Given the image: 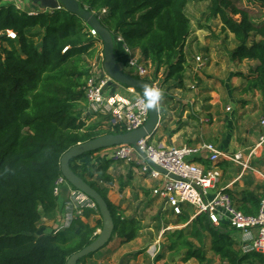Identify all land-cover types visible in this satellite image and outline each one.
Wrapping results in <instances>:
<instances>
[{
	"label": "trees",
	"instance_id": "trees-1",
	"mask_svg": "<svg viewBox=\"0 0 264 264\" xmlns=\"http://www.w3.org/2000/svg\"><path fill=\"white\" fill-rule=\"evenodd\" d=\"M77 1L93 12L113 37L124 39L131 56L138 52L141 62L154 69V76L162 70L161 85L171 82L172 88L185 89V46L191 33L185 10L189 0ZM198 1L209 2L208 17L218 19L222 30L233 36L236 47L230 53L231 61L256 62L250 74L236 73L244 81L238 89L241 96L254 92L264 96V24L255 26L254 14L248 13L254 12V6L248 0L240 1L243 8L232 0ZM251 1L264 12V0ZM34 29L42 31L37 44L29 33ZM7 32H13L16 39ZM99 43L77 15L63 9L29 16L12 3L0 5V264H66L101 229L100 218L95 226L77 218L68 229L55 234L38 235L37 228L43 216H51L57 209L53 187L61 175V156L77 144L120 133L105 129L101 118L94 119L98 114H87L83 88L92 76L91 61L99 54ZM163 112L159 104V114ZM97 152L74 158L69 166L106 202L114 225L109 242L116 236L120 244H126L138 237L142 221L125 218L100 185L118 183L120 190L129 185L109 173L119 163L105 160L96 168L79 163ZM203 164L209 169V163ZM224 192L235 200L238 210L256 215L264 186L245 189L237 198L228 190ZM91 215L100 217L97 208L83 209L84 218ZM185 215L178 216L177 225L189 221ZM188 226L187 233L182 230L167 236L168 251H183L185 261L205 264L209 250L225 264H264L263 254L238 248L229 227H213L203 214ZM92 255L77 264H85Z\"/></svg>",
	"mask_w": 264,
	"mask_h": 264
},
{
	"label": "crops",
	"instance_id": "crops-1",
	"mask_svg": "<svg viewBox=\"0 0 264 264\" xmlns=\"http://www.w3.org/2000/svg\"><path fill=\"white\" fill-rule=\"evenodd\" d=\"M7 1L9 3H13V0H7ZM7 1L6 2L0 1L1 2L0 5H4V3H8ZM248 2L249 4L252 5L251 0H249ZM21 5L25 8L26 11H33V10H37L38 8L30 3L29 5H27V7H25L24 4ZM35 30L38 34L42 33V31L40 30L37 31V29L31 30L29 31V33L32 34V32H35ZM227 34L233 37L230 33L227 32ZM39 40H40V36H39ZM37 41L38 39L35 40V42ZM116 54H117L118 67L122 69L120 62L123 63L126 57H128V55L122 52L121 49H117ZM135 56L140 58V54L138 52L135 53ZM245 63L250 65L252 69L255 68L256 66V62L253 61H244L242 63L243 66L245 65ZM203 67L204 64L202 62L201 66L198 68H203ZM162 72L163 71L161 70L159 75H161ZM236 73L246 74L244 71H237ZM203 75L206 77L212 76L210 72ZM239 80H241L242 82H240ZM212 81L213 79H210L209 81H204V84L208 85ZM158 82L160 83V81H157V83ZM230 82L231 84H233L232 87L233 89L237 87L236 90H238L244 84V81L240 77L236 76V74L235 75L232 74V79H230ZM117 87H121V86H117ZM166 87L167 89L169 88L167 93L170 94V96L172 95L173 97L177 98L175 101V103H177V107L172 106L173 111L171 110V112L169 113L167 112V119L169 120V118L172 117L175 120L173 114L174 113L178 114L177 110L180 111V108L182 107H183V111L185 109L186 110L183 112L181 109V111L183 112L182 113L183 115L182 114L180 115L182 116V120H181L182 126H180L181 124L179 122L177 127L173 125L174 120L173 121L169 120L170 122L167 121L168 123L166 124V122L163 121L161 118L162 114H160V122L158 127L159 129H157L156 133L158 132V130H160V128L161 130L159 131L160 135L157 137L158 138V141H156L157 144L163 146H174V147H181L184 145L190 147H198L204 143H212L219 150L229 155H234L236 153L241 152L244 159H246L245 157L248 155L250 150L255 148V154L250 158L249 161V168L251 169L243 170L239 165L230 161H221L217 163V165L220 164L222 165V168H219V166H217L218 169L220 170L221 176L212 193L228 190L232 193L233 197L237 198L238 194L245 189L256 190L259 187L262 188L264 186V144L259 147L257 146L261 135L260 136L256 135L255 132H253L252 126L258 125L260 119L264 117L263 115L264 96L260 95L258 92H254L253 94L250 95H243L242 97L240 96L238 99L239 102L242 104V106L239 108L238 121L237 123H235V125H232L230 123L227 125V123H225L226 119L224 120V117L222 118L221 116L222 115L221 111L219 110V114H218L217 110L215 109L213 110V108H217L219 104V96L215 94V92L202 90L203 93H201L197 97V99L195 98V96L191 97L190 95L184 96L183 99L178 95V93L181 92V90L172 88L171 82L165 84L164 86L161 85V92H164L163 90ZM198 91L199 90H197V93ZM204 93H209V95L212 96L210 101L203 100L204 102H202L200 100L202 96L204 97L206 96L204 95ZM121 95L129 99L134 97L133 94H131L129 90H127L125 87L121 88ZM191 95H195V94H191ZM216 96H218V98ZM190 98H192V100H190ZM197 101L200 105L199 108H196L194 106ZM188 104H189V108H186L185 105L188 106ZM190 107L193 109L192 112L189 113L187 112V109H190ZM227 107L228 106H226V108ZM226 108H225V112H231V109L229 111H226ZM89 113L93 114L92 112ZM201 113L208 115L210 119L201 120L202 122L207 123L208 126L207 128L200 127L199 128L200 133L199 135L197 134L198 135L197 136L196 129L194 126V121H195L194 119H199ZM168 114L170 117H168ZM245 114H248L249 120H247V118L244 116ZM98 115L103 116L105 118L104 115H100V114ZM96 117L97 116H94V119ZM229 125L233 129V133H230L232 134V137L228 136L229 133H227L226 130L224 132L222 131L223 127L226 129V127L228 128ZM98 154L99 153H95L93 156L89 157L88 159L79 161V163L85 162L89 164L91 167L96 168L99 164L103 162L104 159L103 157L101 158L97 157ZM195 161L197 164L205 167L203 162L209 163L206 152L202 151L200 155L195 157ZM127 167L129 169L124 168V166L115 165L114 168L109 169V173L112 174L115 178L121 177L123 182L125 181L129 182V185L123 190H120L118 183L109 186L100 184L102 187H105L107 189V198L110 201V203L115 207L123 210V215L125 218H129L133 216L141 220V218H139L137 215H134L132 213V209L137 206L139 208L138 213L140 214L144 209L147 208V206H149L150 201H155L161 205L160 208L161 215H163L166 212H169L171 215H173L169 210L165 212L162 211L163 208L162 201L152 194V188L157 184V181H153L151 179H148L140 175L137 169L131 167L130 165H127ZM119 168H122V170H120ZM128 173H131L130 178L127 177ZM135 173L139 174V178L136 179ZM115 174L117 176H115ZM233 201L236 204L234 199ZM89 204L90 201L84 195L80 194V192L74 191L73 189H70L67 186L63 187L61 194L57 199L56 211L51 216L48 217L43 216L42 219L38 222L37 224L38 235L55 234L59 231H62V230H57V227L61 223V216L64 213V211L66 214L69 215L71 214L74 216L70 226L77 218L82 220L84 223H88L90 226H95L97 220L100 218L98 215H91L87 218H84L82 215L77 216V212H76L77 206L81 208V212L83 211V209L86 208L95 210V208H90ZM183 214H186V212L184 211ZM173 216L176 217L175 215ZM185 216L189 218V221L186 224H181V226L186 225L187 227H189L188 225L192 220L191 215L189 216L186 214ZM175 225H177V221ZM98 231L99 230H97L96 233H98ZM232 238L235 240L238 248L241 249L238 243L239 233L232 232ZM148 242L143 243V241H141V238L138 236L135 240L129 243L120 244V238L115 236L112 239V241L109 242L105 247H103L102 249L94 253L91 257H89L86 260L85 264H143L144 257L147 258V262H149V264H154L155 257L162 255H159L161 253H157V249H155L154 245L158 244L157 242H155L153 246L150 247V249L147 248ZM145 248H147L148 250L146 251ZM167 254L169 255V253ZM167 254L162 257L161 262H157V263L164 264ZM211 256H213L212 259L216 261L218 264H225L224 262H221L213 254H211ZM207 257L209 258V256ZM193 262L194 260H188V261L184 260L183 262H180V264H193Z\"/></svg>",
	"mask_w": 264,
	"mask_h": 264
},
{
	"label": "built area",
	"instance_id": "built-area-1",
	"mask_svg": "<svg viewBox=\"0 0 264 264\" xmlns=\"http://www.w3.org/2000/svg\"><path fill=\"white\" fill-rule=\"evenodd\" d=\"M23 1L13 0L12 4L27 12L29 16H36L38 12H43L39 8L26 11L21 5ZM29 1L32 4V0ZM89 31L92 37L98 39L94 30L89 29ZM7 36L13 40L16 39L13 32H7ZM115 45L116 49H121L122 52L128 55V60L123 65L132 70L137 78L145 79L150 76V66L141 62L140 58L135 55L131 56L121 36L117 35L115 37ZM194 59L197 67H200L203 62L202 58L196 56ZM102 62L103 55L101 52L95 58L94 63L91 64L92 76L83 88L88 105L87 113L102 114L106 118L111 115L107 125V129L111 131L119 130L120 133H124L143 127L149 113L145 98L130 88L126 89L133 94L134 97L131 99L117 93L107 92L110 88L107 87L110 79L102 70ZM190 88L193 89L194 86H190ZM159 90L161 91V88ZM229 110L230 108L227 107L226 111ZM259 124L264 130V117L260 119ZM152 137L139 140L136 143L137 150L130 144H123L105 149L104 152H110V160L113 162L130 165L136 168L140 175L157 181V184L152 188V194L162 201V211L169 210L173 215L179 216L183 214L182 206L187 204L194 210L191 215L192 219L203 214L213 227L218 228L225 225L239 233L238 243L244 253L257 252L264 255V196L260 201L257 214L245 215L237 209L228 193L224 191L210 192L214 191L221 176L217 167L218 162L230 161L239 165L243 170L251 169L249 168V161L255 154V148L251 149L245 157L246 159H244L241 152L229 155L219 150L212 143H204L198 147L186 145L181 147L163 146L160 144L154 145L151 140ZM263 144L264 134L260 136L257 146ZM202 151L206 152L207 159L211 164L209 169L197 164L195 161V157L200 155ZM135 155L140 160H137L134 157ZM146 160L162 169L165 174L154 169ZM170 175L174 178H171ZM65 186L72 189L65 178L60 175L54 182L53 195L59 197L62 188ZM89 207L96 208L92 201H90ZM76 212L77 216L82 215L81 208L78 206ZM73 218V215L66 214L64 211L57 230L69 228Z\"/></svg>",
	"mask_w": 264,
	"mask_h": 264
},
{
	"label": "rangeland",
	"instance_id": "rangeland-1",
	"mask_svg": "<svg viewBox=\"0 0 264 264\" xmlns=\"http://www.w3.org/2000/svg\"><path fill=\"white\" fill-rule=\"evenodd\" d=\"M0 1L6 2L7 0H0ZM232 1L237 7L243 8L242 3L240 2L243 0H239V1L232 0ZM8 3H4V4H8ZM29 3H30L29 0H24L22 4H24V6L27 7ZM252 5L254 6L253 7L254 12H250L251 10H249L248 13L249 15L250 13L254 14V17H252V19H254L255 26H259V25L261 26L264 24V12L261 9L260 5H257L253 2H252ZM209 6H210L209 2H201L198 0H189L186 6L185 12H186L187 17L190 20L191 33H190L189 38L186 41V46H185V56H186V61H187L185 89L179 92L178 95L182 98L186 95H190L191 97L195 96V98L197 99V97L201 93H203L202 90H208L209 92L210 91L215 92V94L219 96V104L217 108H213V110L214 109L217 110L218 114H219V110L221 111L222 115L221 114L220 115L222 116V118L224 117V120L226 119L225 123H227V125L229 123L232 125H235V123H237L238 118H239V115H238L239 108L242 106V104L239 102V99H238L241 96V94L238 92V90H236L237 87L234 89L232 88L233 84H231L230 79H232V74L235 75L237 71H244L246 74H250L252 68L250 65L246 63L243 66V64L240 62L231 61L230 53L233 51V48L236 46V43L233 37L229 36L227 32H224L222 30L221 23L218 19H213V18L208 17ZM39 36L40 35L36 32V30L35 32H32V34H30L31 39L35 44L39 43ZM36 39H38L37 42H35ZM98 52L99 53L102 52L101 43H99L98 45ZM196 56H200L202 58L203 64H204L203 68L197 67V63L195 62V59H194ZM127 60H128V57H126L123 63L120 62L122 66L121 70L127 74H130L136 77L132 70H130L125 65H123L127 62ZM94 61L95 59L91 61V64H93ZM149 69H150L149 70L150 76L147 77L146 79H148L153 84H156L157 81L161 82L162 80L161 75L154 76V69H152L151 67ZM208 72H210L212 76L206 77L203 75ZM210 79H213V81L210 82L208 85L204 84V81H209ZM239 81L242 82L241 80ZM190 86H194V88L192 89L190 88ZM167 87L164 88L163 90L164 92H162V98L160 100V104L164 108V112L161 113L162 114L161 118L163 121L166 122V124L174 120L172 117L169 116V114H168V117H170L169 118L170 121L167 119V112L169 113L171 112V110L173 111L172 106L177 107V103H175L177 98L173 97L172 95L170 96V94L167 93L169 90V88L167 89ZM121 88L122 86L116 87V88H109L107 92L117 93L121 95ZM197 90H199L198 93H197ZM191 94H195V95H191ZM204 95L206 96L205 97L202 96L200 100L202 102H204L203 100L210 101L212 96H210L209 93H204ZM218 96L216 97L218 98ZM190 100H192V98H190ZM185 106L186 108H189V104L188 106L187 105ZM194 106L196 108H199L200 105L198 101L195 103ZM226 106H228L231 109V112H225ZM181 109L183 111V107H182L180 108V111L177 110L178 114L176 113L173 114L175 118L173 125L176 127L178 126L179 122L181 124L182 116L180 115L186 110L185 109L182 112ZM192 109L193 108L190 107V109H187V112L189 113L192 112ZM263 115H264V112H263ZM110 116L111 115H108L107 118L106 116L105 118H102L103 116L102 117L97 116V118L102 119L101 121L104 124L105 129H107L108 119H110ZM244 116L247 118V120H249L248 114H245ZM204 119L209 120L210 117L206 114L201 113L199 119H194L196 135L197 134L199 135L200 127L207 128L208 124L201 121ZM165 122H164V125H165ZM180 126H182V124ZM252 128H253V132H255L256 135L260 136L264 134V130L260 126L259 122H258V125L256 126L253 125ZM160 130H158V132L155 133L152 137V141L154 145L157 144L156 141H158L157 137L160 135L159 133ZM225 130L227 133H229L228 136L232 137V134H230V133H233L232 127L230 125L228 126V128L226 127V129L223 127L222 131L224 132ZM97 153H99L97 157L104 158L103 161L110 160V152H107V151L104 152L103 150ZM134 157L137 160H140L137 155H135ZM122 164L123 163H121L119 166H124V168H128L127 165L125 164L122 165ZM119 169L122 170V168H119ZM135 175H136V179L139 178L138 173L137 174L135 173ZM115 176L117 175L115 174ZM210 192L212 193L213 191H210ZM182 207L187 215L190 216L194 213V210L191 206L184 204ZM160 208H161V205L159 203L155 201H150L149 206H147V208L144 209L140 214L138 213L139 208L137 206L132 209V213L134 215H137L139 218H141V221H142L141 225L143 226V229L139 233L138 236L141 238V241H143V243L149 241L148 246H147V248L149 249L150 247L153 246L155 242L158 243L154 246H155V249H157V253H161L159 255H162V256L155 257L154 264H161L157 262H161L162 257L166 255L167 253H169V255L167 254L164 264H180V262L184 261L185 253L183 251L169 252L167 249V245H169L167 236L170 233H173L176 231H182V230L187 233L189 231V227H187L186 225L185 226L175 225L178 216L174 217L169 212H166L163 215H161ZM232 232H235V231H232ZM195 246H198V245L195 243ZM207 247H208V240H206L205 242V248L207 249ZM147 248H145L146 251L148 250ZM211 254L212 253L209 250L206 251V257L209 256V258L207 257L208 260L205 264H218L216 261L212 259L213 256H211ZM143 264H149V262H147L146 257L143 258ZM193 264H198V263L194 260Z\"/></svg>",
	"mask_w": 264,
	"mask_h": 264
},
{
	"label": "water",
	"instance_id": "water-1",
	"mask_svg": "<svg viewBox=\"0 0 264 264\" xmlns=\"http://www.w3.org/2000/svg\"><path fill=\"white\" fill-rule=\"evenodd\" d=\"M31 2L41 11L63 9L69 13H73L77 15L89 29L94 30L102 44V70L110 79L107 83V87L116 88L117 86H124L138 91L145 98L149 110L148 119L143 127L130 132L101 135L71 147L60 158L59 165L61 175L72 189L80 192L94 203L95 207L98 209L102 222L101 229L98 231L96 238L89 245L72 254L66 262V264H77L82 258L96 253L107 245L111 238L114 225L106 202L96 190L86 184L70 169L69 162L85 153L102 151L123 144H130L137 150L136 143L145 137H152L159 127V104L152 107L153 100L151 93L155 89H160L161 83L152 84L147 80L123 72L118 67L115 37H113L110 31L101 24L99 18L94 15L93 12L86 10L77 0H32ZM146 162L160 173L165 174L159 167L154 166L147 160ZM170 177L174 178L172 175H170Z\"/></svg>",
	"mask_w": 264,
	"mask_h": 264
},
{
	"label": "clouds",
	"instance_id": "clouds-1",
	"mask_svg": "<svg viewBox=\"0 0 264 264\" xmlns=\"http://www.w3.org/2000/svg\"><path fill=\"white\" fill-rule=\"evenodd\" d=\"M153 104L152 107H155L157 104H159L161 98H162V92L159 89H155L151 93Z\"/></svg>",
	"mask_w": 264,
	"mask_h": 264
}]
</instances>
